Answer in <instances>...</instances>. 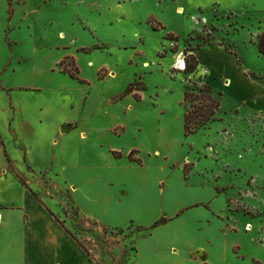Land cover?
Segmentation results:
<instances>
[{"label":"rangeland","instance_id":"374dc122","mask_svg":"<svg viewBox=\"0 0 264 264\" xmlns=\"http://www.w3.org/2000/svg\"><path fill=\"white\" fill-rule=\"evenodd\" d=\"M263 33L264 0H0V120L14 160L5 162L0 200L15 205L2 210L0 264L39 259L29 222H54L97 264H129L134 225L87 218L85 210L123 222L93 206L83 180L133 162L184 171L191 198L208 188L204 200L224 205L225 222L199 234L224 264H264ZM186 50L198 61L194 73L178 67ZM204 84L221 108L187 137L184 98ZM28 191L43 207L38 214Z\"/></svg>","mask_w":264,"mask_h":264},{"label":"crops","instance_id":"0c3cea01","mask_svg":"<svg viewBox=\"0 0 264 264\" xmlns=\"http://www.w3.org/2000/svg\"><path fill=\"white\" fill-rule=\"evenodd\" d=\"M3 126L4 123L0 120V154L4 150L6 155V158L0 160V183L8 176L5 162L7 159L9 165L14 162L13 156L7 149ZM9 130L12 133V130ZM16 145V139H13L12 146L18 148ZM25 152L29 153V150ZM131 164L117 172H90L83 180L85 188L91 190L93 206L99 208L107 217L112 212H114L113 217H117L115 214L119 213L123 222H102L98 213L92 214L85 210L87 218L109 227L134 225L133 229L136 233L128 240L133 241L136 250L129 259V264H224V254L221 251L211 250L213 240L203 237L207 235L199 234L203 227L206 229L212 222H225L222 218L224 205L214 203L215 199L204 200L203 194L208 193L206 187L196 192L202 197L196 199L192 196L191 198V194L195 193L194 190L183 191L184 188L187 189L184 171L178 169L177 172L168 174L160 169L145 170L144 165L139 164L141 167L136 168L133 166L134 162ZM141 168L144 170H138ZM12 173L24 179L16 171ZM73 185L71 184V187ZM72 188L73 195L76 196L78 193L76 187ZM151 196L154 197L151 198ZM27 201L29 205L33 204L30 211L32 215L34 204L38 209L37 214L40 209H43L29 191ZM3 202L0 200V223L7 215L2 210L5 209L10 213L15 207L14 204L3 205ZM130 203L131 207H127ZM131 208H136L137 213L132 212ZM23 214H25L24 219L28 218L26 211ZM142 214L150 219L149 222L139 219ZM29 223L26 227L27 237L30 241L37 243L40 257L38 260L28 258L27 264H97L79 244L67 236L64 230L53 225L54 222H46L45 229L44 222H39L41 226L36 228L33 222ZM188 223L192 225L186 226ZM50 226L51 233L54 234L52 237L48 236ZM178 230L183 232L178 234ZM193 240L197 242L196 246L190 244Z\"/></svg>","mask_w":264,"mask_h":264},{"label":"trees","instance_id":"16d2710c","mask_svg":"<svg viewBox=\"0 0 264 264\" xmlns=\"http://www.w3.org/2000/svg\"><path fill=\"white\" fill-rule=\"evenodd\" d=\"M258 51L264 56V33L258 37ZM190 50H186V68L187 73H194L198 68V61L194 55L189 54ZM193 59L192 63L189 59ZM185 102V116H184V130L187 137L198 133L201 129L208 127L215 122L216 115L221 108L220 100L210 84H204L200 90L188 91L184 98ZM23 185H26L20 179ZM74 237V236H73ZM75 240L77 238L74 237ZM78 242V240H77ZM79 243V242H78ZM79 245L89 255L88 250L81 244Z\"/></svg>","mask_w":264,"mask_h":264},{"label":"bare ground","instance_id":"6f19581e","mask_svg":"<svg viewBox=\"0 0 264 264\" xmlns=\"http://www.w3.org/2000/svg\"><path fill=\"white\" fill-rule=\"evenodd\" d=\"M178 67L182 70H184L186 68V64H185V61L183 59L178 60Z\"/></svg>","mask_w":264,"mask_h":264},{"label":"water","instance_id":"95a60500","mask_svg":"<svg viewBox=\"0 0 264 264\" xmlns=\"http://www.w3.org/2000/svg\"><path fill=\"white\" fill-rule=\"evenodd\" d=\"M63 132H67V130L63 129Z\"/></svg>","mask_w":264,"mask_h":264}]
</instances>
